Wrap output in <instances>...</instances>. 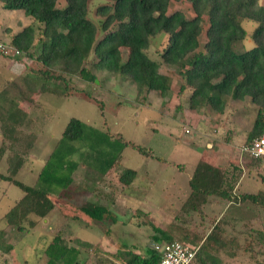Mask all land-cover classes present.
Returning <instances> with one entry per match:
<instances>
[{
  "label": "trees",
  "instance_id": "1",
  "mask_svg": "<svg viewBox=\"0 0 264 264\" xmlns=\"http://www.w3.org/2000/svg\"><path fill=\"white\" fill-rule=\"evenodd\" d=\"M57 1L0 0L3 9L22 10L33 23L10 39L11 45L21 52L15 58L27 55L32 61L26 67L33 75L31 80L10 82L19 96L25 98L35 92V88L41 93L57 96L75 93L80 100L96 105L103 115L106 95L76 88L78 80L95 83L103 72L122 75L138 92L154 91L165 98L171 90V78L161 74L159 68L161 65L181 64L179 73L183 83L178 94H188L186 99L190 110L200 113L210 107L223 113L227 99H249L256 106L257 113L244 143L260 134L264 111V3L261 0H64L63 8L57 7ZM172 1L188 3L193 17L187 18L181 11L168 14ZM242 22L255 25L248 32ZM160 35L165 37V43L159 51V60H153L146 51L151 40ZM247 38L253 43L251 48L244 44ZM35 42L37 50L32 52ZM201 43L202 49L199 50ZM122 49L127 50L126 55ZM9 93L10 89H3L0 98L5 101ZM8 105L6 112L0 113L3 139L22 142L23 146L9 158L8 174H0V178L17 186L22 196L2 220L20 230L21 224L31 215L39 220L45 219L57 208L50 199L52 194L63 191L62 194L66 195L74 172L82 165L97 171L101 177L92 189L95 200H86L77 208L91 221L115 222L109 209L115 195L110 183L105 182L106 175L119 167L121 153L128 146L146 157L153 156L119 134L102 132L71 118L45 160L36 184L25 185L14 177L24 165L32 145L30 135L25 138L17 135L27 112L12 101ZM75 143L82 145L76 147ZM81 147L84 150H80ZM77 152L78 160H75L72 157ZM243 159L246 169L259 167L261 161L242 154ZM169 164L179 171L183 169L182 165ZM241 173L238 167H218L204 159L195 164L188 179L189 193L181 203L180 213L185 216L195 213L203 223L207 220L213 224L209 232H197L198 235L203 232L199 237L201 242L183 241L198 248L192 264H222L216 254L228 244L214 231L220 222L219 217L209 218L204 211L211 199L236 205L249 203L264 210V191L234 194ZM136 176V171L122 170L118 178L122 189L130 187ZM262 182L264 184V177ZM70 218L74 220L76 216ZM62 226L55 230L58 243L45 264H79L81 248L93 251L98 247L86 241L80 242L79 247L75 244L78 240L72 238L68 229L70 243L66 244L60 237ZM147 227L153 235L144 254L121 246L112 254L113 260L106 259L97 264H159L158 247L174 238L154 223ZM259 246L264 251V237Z\"/></svg>",
  "mask_w": 264,
  "mask_h": 264
},
{
  "label": "rangeland",
  "instance_id": "2",
  "mask_svg": "<svg viewBox=\"0 0 264 264\" xmlns=\"http://www.w3.org/2000/svg\"><path fill=\"white\" fill-rule=\"evenodd\" d=\"M64 6V0L57 1L58 8ZM174 11L183 12L187 18L193 17L188 3L172 1L168 14ZM22 13V10H6L0 5V29L6 24L15 25ZM242 25L250 32L255 24L242 22ZM164 43V36L153 38L147 54L153 60H159V51ZM202 44L199 50L202 49ZM244 44L246 48L253 46L249 38ZM35 50L36 42L32 52ZM122 53L126 55L127 50L122 49ZM1 58L0 61L6 63L7 67L3 68L6 72L0 70V93L3 89H10V93L5 101L0 98V113L6 112L10 101L21 105L27 115L23 126L17 130V135L21 138L30 135L32 142L24 165L14 177L17 181L29 186L36 184L45 160L71 118L102 132L119 134L123 139L145 149L153 158L146 157L128 146L121 153L119 167L106 175L105 182L110 183V189L115 195V201L109 208L115 216V222L91 221L77 208V205L86 200H95L92 189L101 177L97 171L80 165L73 174V183L67 194L63 195V191L52 194L50 199L57 208L43 220L34 215L29 216L21 224L22 229L18 230L17 227L7 225L2 217L20 199L22 192L11 182L0 178V264H45L58 243L59 236L55 230L62 225L60 237H63L66 244L70 243V235L66 232L68 229L72 238L78 240L75 244L79 247L83 241L98 245L93 251L81 248L79 264L113 260L112 254L121 246L144 254L147 245H151L153 235V231L147 227L149 223L167 231L174 240L187 239L190 243L200 241V235L209 232L212 221L205 220L203 223L195 213L181 215L180 206L189 193L188 179L195 164L205 160V148H230L229 156L224 160L227 159L228 162L235 158L231 165L242 170L234 194H257L264 191V158L261 159L259 167L246 169L245 160H240L239 157V154L242 155L240 146L245 142L247 132L255 119L256 106L249 99H227L223 113H217L210 107L200 113L190 110L186 99L188 94H178L179 86L183 83L179 73L181 64L171 67L161 65L159 68L161 74L171 78V90L165 98L154 91L138 92L122 75L103 72L98 75L99 80L95 83L78 80L76 88L99 91L106 95V109L101 115L96 105L80 100L75 93L70 96H57L41 93L35 88L37 90L27 97L19 96L18 90L11 88L10 82L22 83L25 79L31 80L33 75L26 67L32 61L27 55H21L19 59ZM2 134L0 121V174L7 175L9 158L23 143L5 141ZM75 144L76 147L82 145ZM79 149L84 150V147ZM72 158L78 160V152ZM169 163L182 165L183 169L179 171ZM124 169L136 171L137 178L130 187L122 189L118 178ZM204 211L209 218L214 215L219 217L220 222L214 231L221 240L228 242L216 254L222 264H264V251L259 246V241L264 237L263 209L249 203L236 205L211 199L205 205ZM71 216H76V219H71ZM198 231L203 232L198 235Z\"/></svg>",
  "mask_w": 264,
  "mask_h": 264
},
{
  "label": "built area",
  "instance_id": "3",
  "mask_svg": "<svg viewBox=\"0 0 264 264\" xmlns=\"http://www.w3.org/2000/svg\"><path fill=\"white\" fill-rule=\"evenodd\" d=\"M21 52L11 45L10 41L0 39V57H16ZM262 130L259 135L254 137L250 142L240 146V153L253 159L264 158V111L261 115ZM197 247L179 241H165L158 247L160 253L159 264H192Z\"/></svg>",
  "mask_w": 264,
  "mask_h": 264
},
{
  "label": "crops",
  "instance_id": "4",
  "mask_svg": "<svg viewBox=\"0 0 264 264\" xmlns=\"http://www.w3.org/2000/svg\"><path fill=\"white\" fill-rule=\"evenodd\" d=\"M22 14L20 15L21 16L20 19H18L16 21L15 25L14 24H12V25L6 24L4 27H2L0 29V39L5 40V41H10L11 37L14 34L20 32L24 27L31 25V23H32L31 18L30 17H26L24 15V13H22ZM0 59H2V58L0 57ZM6 67H7V64L6 63L4 64L2 61H0V70L3 69V68H6ZM3 71L6 72L4 69H3ZM10 80H12V78H10ZM224 148H226V149H224ZM224 148L220 147V148H218L216 150L215 149L210 150V149H206L205 148V151H203L204 152L205 161H207L208 163H210L212 165L218 166V167L233 168V166L231 164L233 162H235V160H234L235 158L229 159L228 162L226 161L227 159L224 160L225 158H227V156H229V153H230V151H229L230 148L229 147H224ZM239 157H240V160H242V158H241L242 155L239 154ZM235 164H237V163H235ZM241 176H242V173L240 175V178H241ZM136 178H137V176H136ZM240 178H239V181H240ZM239 181H238V184H239ZM81 204L77 205V207H79ZM63 206H62V209H63Z\"/></svg>",
  "mask_w": 264,
  "mask_h": 264
}]
</instances>
